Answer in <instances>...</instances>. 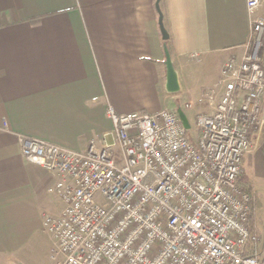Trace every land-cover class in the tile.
I'll return each mask as SVG.
<instances>
[{"label":"crops","instance_id":"crops-1","mask_svg":"<svg viewBox=\"0 0 264 264\" xmlns=\"http://www.w3.org/2000/svg\"><path fill=\"white\" fill-rule=\"evenodd\" d=\"M156 2L0 0V264H53L42 213L62 209L48 190L58 175L24 157L20 135L84 152L110 137L108 105L151 113L179 98L165 88ZM160 7L180 90L196 96L246 49V0H160ZM196 67L215 74L191 87Z\"/></svg>","mask_w":264,"mask_h":264},{"label":"built area","instance_id":"built-area-1","mask_svg":"<svg viewBox=\"0 0 264 264\" xmlns=\"http://www.w3.org/2000/svg\"><path fill=\"white\" fill-rule=\"evenodd\" d=\"M264 0H246L251 34L223 62L197 135L177 110L118 113L84 152L19 136L24 157L58 175L42 213L53 264H264V233L243 161L264 127ZM187 108L190 105L186 106Z\"/></svg>","mask_w":264,"mask_h":264},{"label":"rangeland","instance_id":"rangeland-1","mask_svg":"<svg viewBox=\"0 0 264 264\" xmlns=\"http://www.w3.org/2000/svg\"><path fill=\"white\" fill-rule=\"evenodd\" d=\"M256 14H260L264 17V7L261 8L259 12ZM262 45L263 52L261 61L264 65V34L262 37ZM211 71L207 72V75H212V71L215 68H210ZM215 74V71H214ZM207 78L205 74L201 72L199 67L192 68L190 76L188 78V84L192 86H198L203 83L204 76ZM213 76V75H212ZM217 90L216 85L209 84L205 87H201L198 90L194 89V93L196 92V96H190L189 92H187V88L180 90L179 98L174 99L169 109H182L186 114H188V119L191 124V127L188 129V133L193 137L197 135V127L195 123L196 114L200 112H209L210 111V103L211 100L215 96V91ZM212 95V99L209 98ZM190 105V107L186 110V106ZM108 140L112 142L111 137H108ZM255 147L254 149L245 155L243 161V181L247 186L251 189L256 202V212H257V222L259 224V228L264 233V127L261 133L255 138Z\"/></svg>","mask_w":264,"mask_h":264},{"label":"water","instance_id":"water-1","mask_svg":"<svg viewBox=\"0 0 264 264\" xmlns=\"http://www.w3.org/2000/svg\"><path fill=\"white\" fill-rule=\"evenodd\" d=\"M156 7L159 13V25H160V29H161L163 40H164V44H163L164 52H165L164 64L166 67L165 88L168 93L175 94V93H178L181 89L179 74L174 65L172 54L167 44V41L169 39V33L164 24V19H163L164 16H163V12L160 7V0H157ZM177 112L180 118L182 119L185 127L189 129L191 127V124L189 122L187 114L182 109H177Z\"/></svg>","mask_w":264,"mask_h":264},{"label":"trees","instance_id":"trees-1","mask_svg":"<svg viewBox=\"0 0 264 264\" xmlns=\"http://www.w3.org/2000/svg\"><path fill=\"white\" fill-rule=\"evenodd\" d=\"M243 178H244V176H243Z\"/></svg>","mask_w":264,"mask_h":264}]
</instances>
